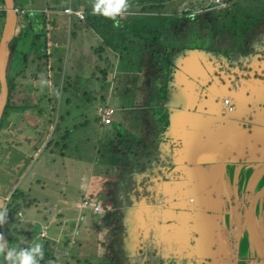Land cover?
<instances>
[{"label":"rangeland","instance_id":"rangeland-1","mask_svg":"<svg viewBox=\"0 0 264 264\" xmlns=\"http://www.w3.org/2000/svg\"><path fill=\"white\" fill-rule=\"evenodd\" d=\"M221 2L223 6L214 4L212 0H165L164 7L154 14L148 9L145 13H139L135 12L136 9L131 10L128 7L126 12L118 16L121 19L127 17L125 20L126 33L129 34L127 37L131 39L140 33L142 41L137 44L133 40L134 45L127 46V51H122V59L119 58V53L114 55L109 49H104L100 60L95 50L101 45L102 37L94 31H77L71 36L76 19L74 16L61 14L68 6L74 11L89 10L94 13L95 0H30V3L28 0L27 10L41 7L47 11L48 7L56 5L57 11L47 12L48 23L53 19L63 28L54 33L57 36L53 34L51 36L57 41L46 68L39 63L40 70L35 72L34 66L29 64V57L23 58L21 54L28 53L29 45L24 44L22 38L16 41L7 71L8 85L9 88L11 84L13 85V91L11 105H7L0 124V210L4 211V205L16 189L33 200L30 206L21 209L23 219L20 227L14 224L17 231H21L19 237L21 243L25 245L28 239L30 246L34 241L36 244H43L45 240L39 236L40 229L46 225L50 228L49 233L55 232V222L51 220V213L61 209L59 212L65 213L67 223L66 237L71 242L69 250L65 247L67 264H110L107 254L111 253V246L103 237L104 232L108 230L107 227L109 228L106 224H110L117 215L123 216L120 210L133 203L128 200L129 189L123 185V180H128L129 171L123 169L128 167L129 170H136L143 164L135 154L138 144L144 143L141 141L144 122L147 117L151 119V112L144 106L150 95L157 94L155 98L158 100L164 97V77L170 61V57L164 51L175 43L171 29L179 25L182 19L180 12L192 5L200 9L215 10L223 15L228 14L229 17L217 19L215 16L213 20L215 37L218 41L228 42V45L232 41L229 36L238 30L239 26L244 29L258 17V21H264V0ZM210 15L212 16V13ZM61 18H65L64 23ZM231 18H235L236 24L232 23ZM184 25L182 24L176 32H181L185 28ZM246 35L236 32L235 37L239 39L233 42L234 45L240 46ZM199 37L204 42L203 47L210 44L211 39L208 35ZM153 39L165 47L164 50H159L164 55L156 64L151 61L150 56L158 51L157 48L152 49V46L144 45V40L153 44ZM106 58L109 59L108 64L104 63ZM51 66H55L53 67L55 74L57 69H61L57 113L52 112L50 108L54 98L53 81L57 80V77L53 76L54 70L50 72ZM98 68L106 71V81L103 82L102 75L97 73ZM147 70L149 72L145 74ZM34 74L38 78H34ZM148 75H152V78ZM62 87H65V92H62ZM100 89L103 91L100 92ZM44 96H47L50 106H47ZM40 98L42 101L38 103ZM46 106L47 108H44ZM98 106L113 109L114 123L111 126L103 128L98 124L96 111ZM37 109L45 110V114L36 117ZM56 115H64V120L61 130L52 134L53 126L50 122L55 123ZM64 134L65 140H62ZM48 140L58 142L57 146L52 145L44 149ZM124 142L131 153L118 154L115 149ZM119 172L122 179H119ZM86 181H91V189L94 192L90 191ZM110 185L113 198L115 195L121 197L118 203L116 202L119 210L111 212L108 210L113 208L114 199L112 198L110 204L109 196L103 192L101 194V189L104 188L106 193L105 187ZM116 190H119L120 194ZM91 194L94 195V199L89 197ZM83 202H86L85 207H82ZM94 206L100 210L93 216L96 219L95 225L85 228L88 224H82L78 220L77 233H69L70 224L76 220L79 211L90 219L94 214L92 211ZM171 208L174 207L171 205ZM262 221L264 222V219ZM1 227L0 230L3 232V224H0ZM23 227L28 228L27 238L23 234ZM9 228H12V225H9ZM101 228L102 237L99 233ZM2 234L4 240L0 243L5 244L6 255V250L8 247L11 248V244L8 235L5 232ZM9 237L11 238L10 233ZM85 239L96 245L90 248L83 242ZM239 240L235 243V260H243L238 253L245 242L241 239L239 243ZM98 242L103 244L102 248ZM79 245L81 248L87 246L88 255L84 258L77 253ZM58 246L57 253L61 254L64 246L62 244ZM151 252L148 250L143 257L147 256V259H150L153 257ZM48 253L50 254L49 251ZM68 257L73 261L68 260ZM39 259L37 256V262ZM252 259L256 264L257 257ZM0 262H3V255H0Z\"/></svg>","mask_w":264,"mask_h":264},{"label":"crops","instance_id":"crops-1","mask_svg":"<svg viewBox=\"0 0 264 264\" xmlns=\"http://www.w3.org/2000/svg\"><path fill=\"white\" fill-rule=\"evenodd\" d=\"M34 9L35 10L41 9V7H35ZM43 11L46 13V15L48 13L54 12L52 10L46 11L45 9H43ZM61 14H63L62 11H61ZM61 20H62V23L65 22L64 21L65 18H61ZM49 25L51 26L50 27L51 29L49 28ZM62 28L63 27H59L58 23L55 20L51 19V22L49 23L47 22L45 25V32L47 34V37L52 36V34L53 36H57V34L54 35V33H56L58 30ZM191 29L192 28H190V31ZM189 37L190 39L192 38L191 33L187 36L183 35L182 38H180V36L179 37L177 36V40L175 41L177 44H181L182 42L186 41L185 39H189ZM174 39H176V37ZM56 41L57 40L55 41L53 40L52 42L51 40H49L47 42V45H48L47 52L48 53L50 52L51 46L53 50L54 48L53 44L56 45ZM176 48L185 49L181 45L179 46L176 45V47L175 46L168 47V49L164 51L166 52L168 56H171V60H173V58H175L177 54ZM164 49L165 47L162 48V50ZM263 49H264V26L262 28L257 27L252 37L247 40V46L245 49L246 52H243L241 56L238 55L237 57L230 59V60L226 58L229 63L231 72L227 70L226 64L223 65V60L222 61L220 60L222 58L218 60V62H220L219 64H215L214 59H207V58H203L202 56L199 57L198 59L197 54H191L186 57L185 67H187L186 69L190 76L192 74H196L194 71L197 72V69L201 67L200 64H204L203 67L204 66L209 67V68L211 67V70L215 71L210 76V78L206 80V85L208 82H210V80H213L216 84L220 86L221 84L226 82V79L229 78L230 73L231 75L232 73H234L233 74L234 77L229 78V79H231V82H234L235 85H237L238 90L240 91V94L242 93V96H240L241 101L245 103V107H244V104L242 103L240 106V112L243 113L241 120L238 119L235 121L222 122L221 118L219 117H212V116L206 117L205 115L202 118H199L198 116H194V115L193 117L190 116V123L192 124L193 130H194L193 137H194V142H195L194 145L192 146V150L196 152L201 150L200 154H204L206 157L211 158L212 156L211 151L207 150V148L203 149V146L205 145V140L207 139L209 140L213 138L214 137L213 135L220 129L219 133L220 131L223 133L222 134L223 136L222 135L219 136L220 139L224 137L226 140L224 142L222 141L223 143L219 149L212 150V151H217V152H213V154L217 156L218 153L222 151L224 152L225 147L228 146L229 148H228L227 153L230 152V155H231V157H228V159L235 157L236 154L238 155L239 153H242L241 155L245 162L252 161L251 159L254 158L253 156H255L254 148L259 144V141H260V132L264 133V131H260L259 128L255 126V123L264 119V118H258V115L255 114L256 103L262 101L261 98H264V53L259 52V50H263ZM169 51H170V54H169ZM213 55L217 57H221L218 54L217 55L213 54ZM247 56H249L250 59L244 60V58H246ZM212 66H215L217 70L218 68H220L219 69L220 71L219 70L216 71V69L213 68ZM50 72H51V67H50ZM147 72H149V70H147L145 74ZM149 74H151V72ZM148 76L152 78V75H148ZM214 77H216L217 79L214 80L213 79ZM181 81L183 83V85H181L180 87L181 89H185V91H187V89H190L188 87L189 79L187 77H183ZM234 89L237 90V88L235 87ZM190 90H193L192 92H195V89H190ZM189 91H187L186 96L189 95L188 94ZM155 96H157V94L154 96L150 95L149 100L144 106L145 108H147V110L151 112L150 113L151 119L147 117L146 121L144 122L145 124L143 127V135L141 136V139H142L141 141H143L144 143L142 144V147H139L137 149V153L135 154L138 160L142 161L143 164H140L139 167L136 168V170H131V169L129 170L128 167L123 169V170L129 171L128 180H123V185L127 186V189H129V191H130V188L134 186L133 187L134 192L137 198L141 200V204H139L141 205L140 208L138 209L135 208L136 204H134L133 208L130 210L131 214L136 219H138L140 222H141L140 217H142L141 211L145 210L148 214L149 206L145 207V203L151 201V199L155 196L154 191L156 189H158L157 191H159V186L164 184V182H161V179L163 178L166 181V177L171 176V179L174 180L172 173L166 174V170L168 169V171L170 172V170L172 169V165L169 164L168 158L166 157V155H164V154L169 153L170 146L173 141L168 139V137L165 135V130L166 128H168L167 116L165 115V111H164L165 109H162L159 106L160 99L159 100L156 99ZM100 98L102 99L101 96ZM187 99H190V97H187ZM204 102L205 101L203 100L202 103ZM181 117L184 118L183 121L185 123L187 118H185V116H181ZM195 119L197 121H195ZM199 119L203 121L201 125L198 124ZM113 123H114L113 116H112V123L110 125L101 124L98 118V124L103 128H105L106 126H111ZM175 135L176 137H178L179 134L176 133ZM123 144H124L123 146L122 145L120 147L117 146L115 151L118 154L123 153L124 155H127L128 152L131 153L130 148L126 147L127 144L125 142ZM215 167H220L217 164V162L215 163ZM119 179H122V174L120 172H119ZM167 181H166L167 187L170 184H172V182L175 183L174 181H169V182ZM86 182L89 184L90 191H93V189H91V181H86ZM169 187L171 188L173 187V185ZM103 189H101V194L102 192L104 194H107L109 196V202L111 204L112 198H113V196L111 195V185L108 187H105V189H107L105 190L106 193L104 192ZM116 191L120 194L119 190H116ZM174 193L175 192L166 193L169 196L168 201L174 200V198H178L176 197L177 193L175 194ZM89 197L91 199H94V195L92 194ZM113 199H114L113 201L114 206L113 208H111L112 206L109 205L111 206L109 207L111 208L110 210H108L109 212L119 210L117 208L118 205H116V202L119 199H121V197L119 195H115ZM59 210L56 209L53 213H51L52 214L51 220L55 222L56 231L49 233L50 228H48V226L46 225L43 226V227H47V230L45 232V237L42 238L43 240H45L41 248V251L43 252V258H40L37 264H48L49 261H52L53 264H67V262L65 261V247H67V249L69 250L71 246V242L66 237L67 232L65 231L67 229L66 228L67 223L65 220V213L63 214L62 212H59ZM99 211L98 212L93 211L94 214L92 215L90 219H88L86 215L81 214V212L79 211L78 216L75 218L76 220L73 221L72 224H70L71 230H69L70 231L69 233H72V232L77 233L79 228H77L78 225L76 224V221L78 220L80 221V223L82 222V224H88L85 226V228H89L90 226L95 225L96 219H94L93 216L98 214ZM22 219H23V213L20 211L16 218L17 226L20 227ZM106 225L109 226V228L107 227L108 230L104 232L103 237L106 239L107 243L111 246V253L107 254V257L110 259V264H159L157 263L156 257L150 258V259H147V256L143 257V254L146 253L147 250H151V248H153L152 243L155 242L153 240L150 242V244H146V238H148L147 233H146L147 230L143 226L141 227L139 226L140 228L139 231H136L137 228H131L129 229V231H125L123 229L122 232L118 230L119 231V232L117 231L118 236L116 232H114L115 233L114 236L116 239L115 240L113 236V230L115 228L114 224L111 221L110 224H106ZM43 227L40 229V232L43 229ZM28 228H25V227L22 228L23 234L25 235V237L28 235L27 234ZM0 229H2V227ZM12 229H15V233L14 235H12L10 232L13 238V241L10 245L11 248H18V249L29 248L36 244V241H34L30 246V244L28 243V239H27L25 241L26 244L24 245L23 243L19 241V237H21V231H17L16 227ZM101 230L102 228L99 230L100 231L99 233L102 237ZM40 232H39V236H40ZM156 232L158 233V231H155V233ZM83 242L85 243V245L89 246L90 248L96 245L90 240L86 241V239ZM98 243L100 244V248H102L103 244H101L100 242ZM60 244L64 246V249L61 252V254H58L57 247L59 248L58 245ZM79 246L80 247L78 248L77 253L84 258L85 255H88V252L86 251L87 246H85L84 248H81V245ZM8 249L10 248L8 247ZM48 251L50 252V254L48 253ZM4 255H3V258H4ZM67 259L70 261H73L72 258L68 257Z\"/></svg>","mask_w":264,"mask_h":264},{"label":"flooded vegetation","instance_id":"flooded-vegetation-1","mask_svg":"<svg viewBox=\"0 0 264 264\" xmlns=\"http://www.w3.org/2000/svg\"><path fill=\"white\" fill-rule=\"evenodd\" d=\"M184 27L183 34L187 36L191 33L189 23H185ZM213 85L217 84L211 80L207 87ZM261 99L256 103L255 114L258 118H264V98ZM255 126L264 131V119L255 123ZM219 130L213 138L205 140L203 146V149L211 151L213 157V152L217 151L212 150L219 149L226 140L224 137L220 139L223 133H219ZM259 143L254 148L255 156L251 162H245L242 158L230 160L232 163H224L214 175L215 163L201 164L205 175L201 210L179 208L178 205H182L185 200L178 197L168 201L169 196L163 191V185H160L151 201L145 203L149 210L148 214H143V223L131 214L117 215L112 221L115 226L113 236L114 232L118 236V230L122 232L123 225L130 226L127 229L137 228L136 231H139L141 224L147 230L146 244L155 241L152 243L154 249L151 248V258L156 257L159 264H254L253 257H257L256 264H264V160H258L264 156L262 132ZM138 146L142 147L140 143ZM168 154L164 155L169 159ZM168 179L169 182L171 178ZM133 187L128 193L129 202H133L129 205L132 208L134 204L136 207L141 204ZM188 203L190 207L194 205L191 200L185 205ZM208 233L213 239L210 244ZM241 239H244L245 244L238 254L243 260H235V243L238 240L240 243ZM197 243L201 249L193 255L192 247H196Z\"/></svg>","mask_w":264,"mask_h":264},{"label":"water","instance_id":"water-1","mask_svg":"<svg viewBox=\"0 0 264 264\" xmlns=\"http://www.w3.org/2000/svg\"><path fill=\"white\" fill-rule=\"evenodd\" d=\"M2 2L4 5L5 17L0 35V120L2 118L8 98L6 70L10 54L9 45L14 38L17 22L14 0H2ZM176 49L177 54L175 58L171 60V56H169L170 62L168 65L167 74L164 77L165 94L159 105L162 109H165V115L167 116L168 120V128L165 130V135L168 137V139L173 141L170 146L168 160L169 164L172 165V169L169 173H172V176L174 177V180L171 179L170 181H174L175 183L172 182V184L169 185H173V187H167L166 181L169 180L168 177H166V181L162 178L161 182H164V192H175L177 193L176 197H179L178 199L185 200L182 205H178L179 208L181 207L189 210L196 209L199 211L202 208L201 202L203 198L204 187V174L202 173L201 164L217 162L220 167H214V175L215 172L221 170L224 163H232L230 160H235L236 158L243 159V157L241 155L242 153H239L238 155L236 154L235 157L228 159V157H231L230 152L227 153L229 148L228 146L225 147L224 152L222 151L218 153V155L215 157L211 156L212 159L210 157H206L204 154H200L201 150L198 152L192 150V146L195 142L193 137L194 130L192 124L190 123V116L193 117L194 115L198 116L199 118H202L205 115L206 117H219L221 118L222 122L235 121L238 119L241 120L243 113L240 112V106L242 103L245 107V103L241 101L240 96H242V93L240 94L237 85H235V83L231 82V79H229L234 77V73H232V75L230 73L229 78L226 79V82L220 86L217 84V86L213 85V87L208 88L207 85L209 82L206 85V80L210 78V76L215 72L211 70V67H203L204 64H200L201 67L197 69V72L194 71L196 74H192L191 76L186 69L187 67H185L186 57L191 54H197L198 59L201 56L207 59H214L215 64H219L220 62H218V60L222 58L220 60H223V65L226 64L227 70L230 71L229 63L225 57H217L211 52H206L203 49L197 48ZM237 51H239L241 56L243 50L237 48ZM259 52L264 53V49L259 50ZM249 59V56L244 58V60ZM212 67L216 69L215 66ZM219 69L220 68H218V70ZM218 70L216 69V71ZM183 77H187L189 79L188 87L190 89H195V92H192L193 90L187 89V91L190 90L188 93L189 95L187 96V91L180 88L181 85H183L181 81ZM213 79L216 80L217 78L214 77ZM234 87L237 88V90H235ZM187 97H190V99H187ZM202 99L205 101L204 103H202ZM222 100H229V107L231 108V111H229L227 107L223 105ZM181 116H185V118H187L185 123L183 121L184 118ZM195 121L197 120L195 119ZM202 122L203 121L201 119L198 120L199 125H201ZM176 133L179 134L178 137H176ZM258 160H264V156H261L258 158ZM169 178H171V176H169ZM186 200L193 201L194 205L191 207L189 206L190 203L185 205V203H187ZM140 206L141 205L137 206L136 208L138 209ZM131 209L132 207L127 206L124 208V210H121V213L123 216H129ZM144 212L146 211H141V224L144 221ZM141 224L139 225L141 226ZM123 226L125 231L129 230L127 228H130V226ZM212 240L211 233H208V243L210 244L213 242ZM200 249V245L197 243L196 247H192L191 252L193 255H195L196 250ZM189 256H191V253Z\"/></svg>","mask_w":264,"mask_h":264},{"label":"trees","instance_id":"trees-1","mask_svg":"<svg viewBox=\"0 0 264 264\" xmlns=\"http://www.w3.org/2000/svg\"><path fill=\"white\" fill-rule=\"evenodd\" d=\"M27 2L28 0H14V8L18 9V11L16 13L17 22H16V27H15L14 38L10 42V45H9L10 54H9L8 65H7V70H6L7 85L9 84L7 71L10 65V61L13 56V50L17 43L16 42L17 40L23 38L24 44L26 43L27 45H29L28 53H25V54L23 53L21 55L25 59L26 57H29V64L31 66H34L35 72L36 71L38 72V70H40L39 63L44 65V68H46L47 60L49 59V57L53 56L52 46H51L50 52L49 53L47 52L48 50L47 42L49 40L53 42V38L51 36L47 37V34L45 32V25L48 22L47 15L43 11V8L37 9V10H35L34 8L33 10L31 9L27 10L28 9ZM29 3H30V0H29ZM164 3H165V0H128V7L131 10L136 9L137 11L135 12H139V13H145V11L148 9L152 14H154L164 7ZM66 6L67 4H65V7ZM48 10L57 11L58 9L56 8V5H53L52 7H48ZM21 11H23V13ZM83 13H84L83 20H78L75 18L76 22L73 24L72 31L70 34L71 36L75 35L77 31H83V32L94 31L97 34H99V36H101L103 40L101 42V45L95 50V53L98 54L97 56L99 57L98 59L100 60H102L101 52H103L104 49H109L111 52H113L114 55L119 53V58L122 59L121 55L123 52L127 51V46H130V45L133 46L135 41L137 44H139L142 41L140 38L141 36L140 33L135 34L133 38L131 39L127 37V35L129 34L126 33V30H127V24L125 22V20L127 19L126 16L125 18L121 19L117 15L115 20H113L112 18L105 17L101 13H92V11H89V10L83 11ZM180 13H181L180 16L182 17V19H180V23L177 27L173 28V30L171 29L172 36L174 38L176 37L175 40H177V36L178 37L180 36V38H182V36L184 35L183 34L184 30L176 34L177 33L176 28L181 27V24L189 23L190 28H192L191 29L192 38L190 39L189 37V39H185L186 41L182 42L181 44H177L176 41L174 40L175 43L173 44V46L176 47V45L178 46L181 45L184 48L203 49L206 52H211L216 55L218 54L220 56H224L225 58L229 60L240 55L239 51H237V48H240L241 50H243V52H245L244 50L246 49V46H247V40L252 37L257 27L262 28L264 26L263 25L264 21H258L259 17L255 19L253 22H251L250 25H248L244 29H242L239 26V29L229 36L230 40L232 41L230 42L231 44L228 45L229 44L228 42H224L222 40L218 41V39L215 37L213 33L214 17L216 16L217 19H221L222 17H229L228 14L223 15V14L217 13L215 10L200 9V8H197V6H192V5L184 8ZM210 13H212V16L210 15ZM4 17H5L4 5H3L2 0H0V35H1L2 27H3V23H4ZM198 18L200 20H198ZM231 19H232V23L236 24L235 18H231ZM116 21L119 22V27L115 26ZM236 32L237 33L239 32L241 34H245V33L247 34L242 39V44L240 46L234 45L235 43H233L235 42L236 39H239L237 38V36L235 37ZM205 35H208L211 41L208 46L203 47L204 42L203 40H200L199 36L203 37ZM133 40L135 41L133 42ZM152 43L153 44L148 43L147 41L144 40V45H146V47L152 46V49L157 48L156 50L158 51L154 54L152 53V55L150 56L151 61L156 64L157 60L163 57L162 55L163 52L161 51L159 52V50H162L163 47L159 43H157L155 39H153ZM169 54H170V51H169ZM141 55L142 54L140 52V56ZM104 63L108 64L109 59L106 58L104 60ZM53 67L55 68V66ZM53 67L51 66V71L54 70ZM56 71H57L56 74H55V70L53 73V76L54 77L56 76L57 80L53 81L54 98L51 104L52 107H50L52 112H55V113H57V95L60 93L59 81L61 79L60 78L61 69L59 68ZM97 73L102 75L103 82L106 81L107 73L105 70H101L98 68ZM34 78H38V76H35L34 74ZM11 91H13L12 84H11V88H9V85H8L7 103H6L2 118L0 120V124L4 117V114L6 113V109L8 107L7 105L8 104L11 105V101H12ZM102 91L103 89H100V92ZM62 92H65V87H62ZM43 98L47 100V106H50V101L48 100L47 96H44ZM163 98L164 97L160 98V101ZM40 101H42L41 98L38 100V103H40ZM13 106L14 105H12V107ZM47 106L44 108H47ZM44 111L45 110L43 109H37L35 113L36 117L39 118L42 115H44L45 114ZM55 120L56 121L54 124H53V121L50 122V125L52 124L53 126L52 134L59 132L61 130V124H62V121L64 120V115H56ZM62 140H65V134L62 137ZM57 144L58 142L53 143L51 140H48L46 144L44 145V149H48L52 145L57 146ZM121 145L123 146L124 144L121 143ZM121 145H119L118 147H120ZM32 202L33 200H30L28 196H24L20 190L16 189L12 192L11 196L9 197L8 202L4 205V210L5 209L7 210V215L4 218L5 222L3 223V232H5L6 235H8L7 238H9L8 241L10 242V244L12 243L13 238L12 236L10 238L8 233L11 232V234L14 235L15 229H12V228L15 227L14 224L17 225L16 218H17L18 213L21 211L23 207L30 206ZM0 211H2V209ZM9 225H12V228H9ZM0 232H2V230H0ZM0 264H6V261L4 258H3V262H0Z\"/></svg>","mask_w":264,"mask_h":264},{"label":"clouds","instance_id":"clouds-1","mask_svg":"<svg viewBox=\"0 0 264 264\" xmlns=\"http://www.w3.org/2000/svg\"><path fill=\"white\" fill-rule=\"evenodd\" d=\"M128 9V0H95L93 5L94 13H101L105 17L115 20L117 15L126 12ZM115 26L119 27V22L116 21ZM44 83H46L44 81ZM7 215V210L0 211V224L5 222L4 218ZM4 240V235L0 233V241ZM42 244H35L29 248H10L5 253V244L0 243V255H4L6 264H37V256L43 258L41 251ZM48 264H53L49 261Z\"/></svg>","mask_w":264,"mask_h":264},{"label":"built area","instance_id":"built-area-1","mask_svg":"<svg viewBox=\"0 0 264 264\" xmlns=\"http://www.w3.org/2000/svg\"><path fill=\"white\" fill-rule=\"evenodd\" d=\"M212 2L214 4L219 5V6H223L221 0H212ZM15 11L17 13L18 9H15ZM21 12L23 13V11H21ZM62 12H63V14H65L68 17L74 16L78 20H83L84 19L83 11H81V10H75L74 11L69 6L64 8L62 10ZM223 105L226 106L229 111H231V108L229 107V105H230L229 100H224L223 101ZM96 111H97V116H98L101 124L110 125L112 123V116L114 114V111H113L112 108H109L107 106H98ZM85 206H86V202H83L82 207H85ZM93 211L94 212H98L99 208L98 207H94ZM19 216H20V214H19ZM46 230H47V227H43V229L40 232L41 238L45 237Z\"/></svg>","mask_w":264,"mask_h":264}]
</instances>
